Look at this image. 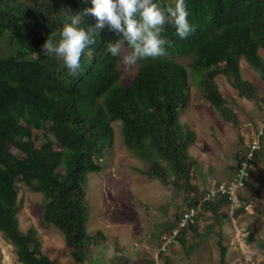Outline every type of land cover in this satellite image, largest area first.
Segmentation results:
<instances>
[{"label":"trees","instance_id":"1","mask_svg":"<svg viewBox=\"0 0 264 264\" xmlns=\"http://www.w3.org/2000/svg\"><path fill=\"white\" fill-rule=\"evenodd\" d=\"M154 2L162 8L174 6V0ZM185 2L194 31L181 39L175 27L166 23L161 37L172 43L165 46V56L191 55L193 70L202 71L204 99L222 119L234 122L237 116L223 98L216 77L228 79L242 98L258 100L257 88L242 77L239 62L244 58L264 81V60L259 55L264 50V0ZM91 7V0H0V37H9L13 47L10 54L0 56V233L14 247L21 264L54 263L42 253L36 230L20 228V183L43 195L44 223L63 234L76 261L87 263L100 246L103 233L87 231L86 184L89 174L102 171L99 160L112 145L114 122L121 123L124 146L149 164L146 175L182 194L183 204L177 206L174 219L158 228L160 246L162 237L172 235L187 210L201 203L203 213L178 235L183 245L189 231L200 236L204 215L211 213L222 225L226 217L221 206L231 204L220 195L202 202L208 190L200 187L199 162L189 152L197 135L180 121L181 111L188 106L185 67L165 56L147 58L133 79L122 83V56L106 52L107 44L122 35L108 26L95 37L97 43L84 50L75 75L69 74L62 60L44 55L46 39L50 36L58 43L69 17ZM95 23L92 15H83L77 28L86 30ZM263 155L264 132L252 166ZM218 245L219 264H228L226 247L221 241ZM106 264H127L120 247Z\"/></svg>","mask_w":264,"mask_h":264},{"label":"rangeland","instance_id":"2","mask_svg":"<svg viewBox=\"0 0 264 264\" xmlns=\"http://www.w3.org/2000/svg\"><path fill=\"white\" fill-rule=\"evenodd\" d=\"M12 50L9 37H0V56ZM259 55L264 60V50L260 49ZM165 58L185 67L189 73L188 106L181 111L180 121L197 135L189 152L199 162L200 187L210 190L230 182L264 124V81L244 58L239 62L240 71L245 80L256 86L258 100L242 98L228 79L216 77L223 98L237 116L234 122L225 121L204 99L200 88L202 71L193 70L192 56L174 54ZM146 60H138L134 67L126 69L121 59L122 83H129ZM112 126L114 138L112 145L105 149L104 161L100 164L102 171L91 173L87 178L90 212L87 231L101 232L104 238L85 264H106L116 246L127 258V264H219V241L227 249L228 264H264V155L253 165L250 181L235 201L221 206L226 217L223 224L211 213L204 215L198 227L200 236L189 231L186 245L179 242L172 245L164 253L168 259L165 260L160 255L158 228L174 219L177 206L183 204L182 194L174 187L164 186L159 179L147 176L149 164L123 144L121 123L114 122ZM57 150H60L58 145ZM18 187L21 230H36L42 253L54 264H84L72 257V249L63 234L45 225L43 195L23 183ZM0 252L2 264H21L14 247L2 233Z\"/></svg>","mask_w":264,"mask_h":264},{"label":"clouds","instance_id":"3","mask_svg":"<svg viewBox=\"0 0 264 264\" xmlns=\"http://www.w3.org/2000/svg\"><path fill=\"white\" fill-rule=\"evenodd\" d=\"M91 3L93 7L85 9L80 15L69 17L70 23L63 25L58 43H54L49 36L42 45L44 55H54L62 60L63 66L71 75L78 72L84 50L97 43L95 37L106 26L109 30L122 35V39L107 44L106 52L114 57L122 56L126 69L134 67L138 60L155 59L167 55L165 46L170 47L172 42L161 37L166 23L175 27L176 35L181 39H186L194 31L187 19L188 11L185 0H174V6L169 4L165 8L155 3L154 0H91ZM89 14L96 19L95 25L86 30L78 29L77 25L81 22L82 16ZM245 156L246 154L243 158ZM103 161L104 158L100 159L99 163ZM246 166V164L243 165V167ZM177 242L178 239L175 243ZM162 246H160V253L164 254L167 250L162 251Z\"/></svg>","mask_w":264,"mask_h":264},{"label":"built area","instance_id":"4","mask_svg":"<svg viewBox=\"0 0 264 264\" xmlns=\"http://www.w3.org/2000/svg\"><path fill=\"white\" fill-rule=\"evenodd\" d=\"M264 124L258 134L256 140L252 143L246 156L240 161L237 172L234 178L225 184H221L218 187L212 188L207 195L204 197L202 202H208L216 198L217 196H223L228 201H235V197L238 193L244 189L250 180L252 162L254 161L255 154L261 149V136H263ZM247 165L243 167V165ZM203 212L201 203L196 208L187 210L181 217L179 227H177L171 236H163L164 245L162 251H166L167 248L176 242L178 235L182 229H185L191 225H194L199 215Z\"/></svg>","mask_w":264,"mask_h":264}]
</instances>
